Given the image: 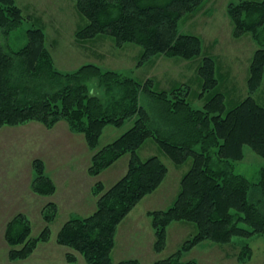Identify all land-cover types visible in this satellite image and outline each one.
Here are the masks:
<instances>
[{
    "label": "trees",
    "instance_id": "16d2710c",
    "mask_svg": "<svg viewBox=\"0 0 264 264\" xmlns=\"http://www.w3.org/2000/svg\"><path fill=\"white\" fill-rule=\"evenodd\" d=\"M204 1L78 0L79 10L90 19L78 37L109 34L118 46L137 44L143 48L142 62L159 55L191 60L201 56L203 40L181 32L179 23L198 11ZM228 14L235 25V36L253 35L259 45L250 66V94L228 110L218 93L203 108H195L181 87L158 92L152 88V78L141 82L98 64H84L69 73L52 70L49 60L44 59L45 34L40 28L28 30L29 42L18 52L6 54L0 44V128L31 120L48 125L67 120L85 134L95 150L106 126L121 127L129 120L133 123L113 142L95 151L90 167L93 174H98L130 153L127 173L105 191L94 215L72 220L59 236L60 242L83 253L88 264H112L118 225L142 198L160 186L168 173L159 156L146 160L139 156L138 149L149 138H154L176 163L193 158L177 200L168 209L152 213L157 249L165 247L171 223L189 220L198 227V233L174 256L154 264H198L197 260H181L183 251L205 240L224 244L234 237L264 234V167L257 182L235 173L232 167L233 161L244 158L246 145L264 157V106L252 95L264 80V0L231 1ZM22 20L15 0H0V28L12 30ZM17 58L22 62L20 69L14 64ZM199 71L205 93L216 85L214 59L204 57ZM39 78L46 80L40 82ZM95 79L100 88H105L102 95L91 88ZM142 93L151 96L150 110L160 108L156 112L163 122L165 117L166 124H152L149 107L141 102ZM34 167L35 192L53 194L56 187L45 175L43 163L35 161ZM97 188L104 192L101 183ZM253 189H259L261 197L252 199ZM48 212L45 220L51 221L54 216ZM30 234V220L25 215L8 224V244L22 245L10 250L11 259H22L32 252L35 242L29 239ZM251 251L245 245L243 259ZM119 264L139 263L124 260Z\"/></svg>",
    "mask_w": 264,
    "mask_h": 264
},
{
    "label": "rangeland",
    "instance_id": "374dc122",
    "mask_svg": "<svg viewBox=\"0 0 264 264\" xmlns=\"http://www.w3.org/2000/svg\"><path fill=\"white\" fill-rule=\"evenodd\" d=\"M231 1L239 0H205L198 11L180 20L181 32L195 34L203 40L201 56L191 60L159 55L142 62L143 48L137 44L118 46L109 34L78 37L90 20L79 10L78 0H15L23 20L12 30L0 28V44L6 54L18 52L29 42L28 30L40 28L45 34L47 56L44 59L49 60L52 70L69 73L84 64H98L104 70H118L141 82L152 78V88L158 92L181 87L195 108H203L206 101L218 93L228 110L250 94V66L259 46L253 35L235 36V25L228 14ZM204 57L214 59L216 78L215 87L205 93L204 79L199 71ZM14 64L20 69L21 59L17 58ZM44 80L46 78H39L40 82ZM90 85L101 95L105 93L97 79ZM252 95L264 106V80ZM150 100L151 96L142 93L141 102L148 105L152 124L159 126L162 118L156 111L160 108L150 110L153 106ZM132 125L129 120L121 127L106 126L95 150L90 148L85 134L74 129L67 120L54 125L31 120L0 128V264H88L83 253L60 242L59 236L72 220H84L94 215L105 191L127 173L130 153L98 174H93L90 167L95 151L113 142ZM244 153L242 160L232 162L233 171L257 182L264 167V157L248 145L244 147ZM138 154L142 160L159 156L168 173L160 186L142 198L118 225L112 264L124 260L154 264L174 256L198 233L194 222L175 221L167 228L165 247L157 249L152 213L168 209L177 200L193 158L176 163L154 138L146 140ZM35 161L43 163L45 175L56 187L53 194L35 192ZM99 183L104 186V192H99ZM251 197L258 199L261 191L253 189ZM47 211L54 216L51 221L45 220ZM21 215L30 220L29 239L35 242V247L27 257L13 260L10 250L22 245L8 244L6 230L8 224ZM46 229L48 232L44 236ZM245 245L252 251L243 259ZM181 260H197L198 264H264V234L234 237L224 244L205 240L183 251Z\"/></svg>",
    "mask_w": 264,
    "mask_h": 264
}]
</instances>
